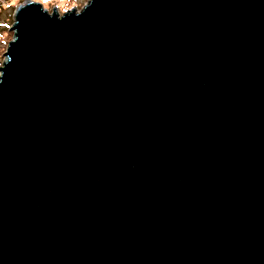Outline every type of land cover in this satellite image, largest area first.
Wrapping results in <instances>:
<instances>
[{
	"label": "water",
	"instance_id": "water-1",
	"mask_svg": "<svg viewBox=\"0 0 264 264\" xmlns=\"http://www.w3.org/2000/svg\"><path fill=\"white\" fill-rule=\"evenodd\" d=\"M0 68V264H264V0L29 1Z\"/></svg>",
	"mask_w": 264,
	"mask_h": 264
},
{
	"label": "rangeland",
	"instance_id": "rangeland-1",
	"mask_svg": "<svg viewBox=\"0 0 264 264\" xmlns=\"http://www.w3.org/2000/svg\"><path fill=\"white\" fill-rule=\"evenodd\" d=\"M29 1L43 4L44 9L50 13L57 7L64 14L72 9L82 10L90 0H0V68L7 59L9 44L14 39L15 32L12 28L15 24L16 10Z\"/></svg>",
	"mask_w": 264,
	"mask_h": 264
},
{
	"label": "flooded vegetation",
	"instance_id": "flooded-vegetation-1",
	"mask_svg": "<svg viewBox=\"0 0 264 264\" xmlns=\"http://www.w3.org/2000/svg\"><path fill=\"white\" fill-rule=\"evenodd\" d=\"M36 3H38V2H36ZM42 5H43V4H42ZM43 6H44V5H43ZM54 9H55V8H54ZM56 9L59 11V13H60L61 15H63V13L60 12L59 8L56 7ZM52 11H53V10H52ZM78 11H81V10H78Z\"/></svg>",
	"mask_w": 264,
	"mask_h": 264
}]
</instances>
